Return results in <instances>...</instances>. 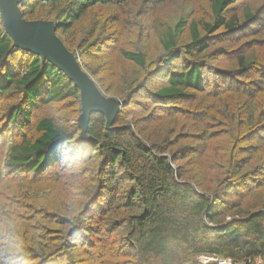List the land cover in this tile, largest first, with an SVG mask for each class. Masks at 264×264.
<instances>
[{
  "label": "trees",
  "instance_id": "trees-1",
  "mask_svg": "<svg viewBox=\"0 0 264 264\" xmlns=\"http://www.w3.org/2000/svg\"><path fill=\"white\" fill-rule=\"evenodd\" d=\"M170 1L21 0L23 18L52 21L75 57L95 48L90 61H119L117 70L106 63L110 80L122 79L125 62L136 69L117 93L115 81L105 86L121 105L109 126L92 113L87 138L61 109L80 99L79 88L14 45L0 19V264H264V0H192L173 21L156 11ZM96 9L121 34L72 50L69 33ZM227 39L240 43L235 52L206 54ZM223 57L234 71L217 65ZM162 119L173 129L150 134ZM226 133L231 146L211 150ZM187 138L195 143L173 147ZM220 149L227 161L209 164L222 173L210 188L194 167Z\"/></svg>",
  "mask_w": 264,
  "mask_h": 264
},
{
  "label": "rangeland",
  "instance_id": "rangeland-1",
  "mask_svg": "<svg viewBox=\"0 0 264 264\" xmlns=\"http://www.w3.org/2000/svg\"><path fill=\"white\" fill-rule=\"evenodd\" d=\"M205 1V0H203ZM242 3V0L240 1ZM194 2L192 0H171L170 2L159 6L156 11L157 12H163L162 15L163 16H167V18L170 21L175 20L179 15H184V16H188V14L185 12L186 8H189V5L187 4H193ZM251 6H253V4L251 2H248ZM206 7V5H205ZM195 8H198L195 6ZM203 8H198V11L195 9L194 13L196 16H200L201 14V10ZM207 9V8H206ZM164 12L166 15H164ZM207 12V11H206ZM108 15H104L101 11V9H96L94 10L92 13L88 14L85 18H83L76 26L75 28L69 33L70 34V40H73V42L70 44V47L73 49L76 48L78 42L81 41V45H84L86 42H88L89 40L95 39V38H99V39H104L105 36H107L108 34H110V32H112V36H117L119 35L120 31L116 30L118 29V26L120 25L119 22H115L114 24H111V16L109 14V12L107 13ZM205 17H208V13L204 14ZM36 20H44L43 18H38ZM107 25H110L109 29H105V27ZM142 28V26H141ZM76 29V30H75ZM74 31V33H73ZM76 31V32H75ZM121 34V33H120ZM250 38V37H249ZM186 38H182L181 40H185ZM134 40V39H133ZM122 41L124 42V46H129V47H134V44L132 41H130L128 34H122ZM232 43V47H230ZM240 43H238L237 41H233L231 39H227L224 43L221 44L220 41L216 42L214 47H211L209 50L206 51V54H208L213 60L217 59L218 55L220 52L226 51V50H232L233 52L234 49L238 47ZM80 45H78L79 47ZM91 51H88L87 54H83L82 57H76L81 65V67L83 68L84 71H88V70H92L94 71V76L96 79H94V77L91 75V73H88L91 78L94 80L96 86L98 87V89H100L101 93L106 96V97H115L117 99H120L119 96L117 94V87L120 85L122 86L123 84H126L127 81H125V75H127V78L134 76V73H136V69L132 68L130 64H128L127 62H125V64L127 66H125V70L126 71L124 73V76H122V79L120 78V75L115 76L112 80L109 79L108 75L110 73V69L109 67L106 65V63L108 65H110V68H115L116 70L120 68L119 65V61L113 60L108 58L107 56L104 58H100V59H95L93 61H90V58H94L96 56H99L98 53L95 52V48H91ZM109 49V48H108ZM146 49H148V46L146 47ZM153 48H151V52H153ZM217 50V51H216ZM156 51V50H155ZM214 51L216 52V54L214 53ZM261 51H258V53ZM103 54L106 53V49L102 52ZM157 51L156 53L154 52L151 56V58H155V65H158L157 63V57H156ZM264 61V60H263ZM217 65L226 70V71H234L236 69V64L234 62L233 59H228L227 57H223V59H219L217 61ZM121 64V63H120ZM128 67V70H127ZM131 67V68H129ZM88 68V70H87ZM120 80V81H119ZM115 81V88L112 90V92H105L104 88L105 86L108 85H113ZM122 82V84L120 83ZM72 107H75V111H70L72 109ZM61 109L64 110V112H67L69 114H64L63 118L66 119L67 117L69 118V125L76 123L77 118L81 112V106H80V99L77 101H71L69 102L67 105H63L61 107ZM40 113V111H36L35 115H38ZM140 116V115H139ZM135 115L133 114H128V116H126V120L127 122L129 121H134L136 119ZM125 120V121H126ZM163 123H161L160 125H158V128L156 127H152L151 130H149L150 134H156L157 137L162 136L165 132L169 131L170 129H173V124L174 121H169L165 119ZM177 125H179V130L180 128H184V126H188L187 123H184V121H178ZM157 126V125H155ZM226 128H229L228 126ZM178 130V131H179ZM177 131V132H178ZM180 134V133H179ZM231 135L230 134H225L224 136L215 139V141H212V143H210V149L213 150L212 148L214 146H220L221 148H223L224 146H227L226 149L228 147L231 146V143H229V141L231 140ZM195 143L194 140L192 139H184V141H180L178 144H176L175 146H173L175 149H178L184 145H190ZM251 145V144H250ZM264 145V144H263ZM172 147V148H173ZM226 149L225 151L223 149L222 150V154H214L213 152H211V150H209L207 152V156H206V162L207 167H205L204 165L201 164V166H196L194 167V173L197 174V171H199V173H204L205 175L201 178H205V180H207V186H209L210 188H213L215 186V178L216 175H218V178L222 177V173H221V169L216 168V167H209V164L215 162V163H226ZM262 151H264V147L262 148ZM264 154V152L262 153V155ZM260 156H257L253 159L251 166H254L255 164L258 163ZM89 166V164L87 165V167ZM217 166V165H216ZM204 185V184H203ZM261 190L262 189H252L249 194H247L246 198L244 199L246 203H251V202H255L257 197L260 196L261 194ZM203 262H208V261H212L211 258H204L202 257L201 259Z\"/></svg>",
  "mask_w": 264,
  "mask_h": 264
},
{
  "label": "water",
  "instance_id": "water-1",
  "mask_svg": "<svg viewBox=\"0 0 264 264\" xmlns=\"http://www.w3.org/2000/svg\"><path fill=\"white\" fill-rule=\"evenodd\" d=\"M21 0H0V19L13 44L38 54L61 70L80 90L81 113L77 118L81 138L85 135L89 117L94 112L106 115V126L115 118L121 105L119 99L104 96L91 76L83 70L78 59L56 35L49 20H26L19 4Z\"/></svg>",
  "mask_w": 264,
  "mask_h": 264
},
{
  "label": "built area",
  "instance_id": "built-area-1",
  "mask_svg": "<svg viewBox=\"0 0 264 264\" xmlns=\"http://www.w3.org/2000/svg\"><path fill=\"white\" fill-rule=\"evenodd\" d=\"M211 260H214L217 262V264H232L230 260L228 259H221V258H211Z\"/></svg>",
  "mask_w": 264,
  "mask_h": 264
}]
</instances>
